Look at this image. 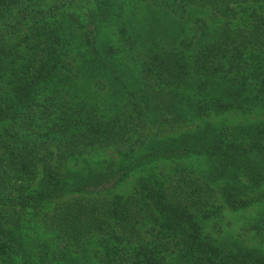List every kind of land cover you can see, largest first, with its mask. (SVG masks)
I'll return each instance as SVG.
<instances>
[{
    "label": "trees",
    "instance_id": "trees-1",
    "mask_svg": "<svg viewBox=\"0 0 264 264\" xmlns=\"http://www.w3.org/2000/svg\"><path fill=\"white\" fill-rule=\"evenodd\" d=\"M0 264H264V0H0Z\"/></svg>",
    "mask_w": 264,
    "mask_h": 264
},
{
    "label": "rangeland",
    "instance_id": "rangeland-1",
    "mask_svg": "<svg viewBox=\"0 0 264 264\" xmlns=\"http://www.w3.org/2000/svg\"><path fill=\"white\" fill-rule=\"evenodd\" d=\"M132 5V8L135 6L133 2H129L126 4L125 10L126 14L128 13V10L130 9ZM140 6V5H139ZM138 6V7H139ZM135 15L138 19H141V22L145 24V22L148 20L149 17H146L147 13L144 9L138 8L135 11ZM134 24L137 25L135 22ZM140 24V23H139ZM253 113H246L242 114L240 112H225L222 114H218L214 116L213 121L215 123H226V124H234V123H241L244 122L249 117H253ZM114 151L112 148H97L96 150L89 152L86 154V160L84 162H80L78 166L81 164V166L85 165H93L95 162L98 163L102 158L106 157H113ZM190 163L192 166L196 167H203V163L201 162L200 158H191ZM166 166H170V164H166ZM71 168H75L73 166H70ZM133 180V175L128 176L126 179L123 181L119 182L114 188V191H120V192H126L132 183ZM253 211V209H252ZM252 211L250 209L242 210V211H230V210H224L222 211L223 214L219 217V228L216 229V231H223V235H236L237 237L243 236V231L240 228L241 225H243V221H246L247 218H250L252 215ZM254 212V211H253ZM247 239L252 241L251 238H249V234H246Z\"/></svg>",
    "mask_w": 264,
    "mask_h": 264
}]
</instances>
